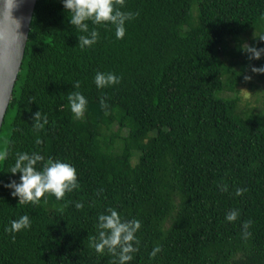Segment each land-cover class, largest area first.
I'll use <instances>...</instances> for the list:
<instances>
[{"label": "trees", "instance_id": "obj_1", "mask_svg": "<svg viewBox=\"0 0 264 264\" xmlns=\"http://www.w3.org/2000/svg\"><path fill=\"white\" fill-rule=\"evenodd\" d=\"M117 6L139 13L124 37L89 21L99 39L81 48L87 33L70 24L61 0H37L0 131L9 150L0 181L18 180L6 171L17 152L37 151V167L50 157L73 164L79 186L21 204L0 183V264H118L94 246L97 217L109 208L141 223L126 264H264V116L241 105L239 89L253 65H264L244 47H264V0ZM97 71L119 83L97 88ZM73 91L88 99L83 118L70 110ZM38 110L48 118L39 130ZM232 209L239 215L228 221ZM23 214L30 228L5 231Z\"/></svg>", "mask_w": 264, "mask_h": 264}, {"label": "clouds", "instance_id": "obj_2", "mask_svg": "<svg viewBox=\"0 0 264 264\" xmlns=\"http://www.w3.org/2000/svg\"><path fill=\"white\" fill-rule=\"evenodd\" d=\"M21 0H0V25L11 23L10 32L8 35L14 41L22 44L25 42L24 33L20 30L22 26V18L15 17L13 10L19 7ZM64 8L68 10L71 15L69 22L71 25L79 29L87 35L78 36V43L81 48L91 46L99 39V32L97 29H89V21L92 24L106 25L110 23L115 26V37L122 39L126 31V21L132 19L139 13L131 11H122L121 7L124 0H61ZM5 32H0V40L5 39ZM264 40V34L260 36ZM249 53V59H259L264 55V47L244 46ZM252 72L264 73V65L259 67L253 65ZM246 80L251 79L250 75H245ZM120 77L112 72L97 71L94 76V83L97 88H104L107 85L119 83ZM73 87L78 89L80 87L79 81L73 84ZM30 100L29 102H31ZM68 101L70 110L76 118H83L88 104L87 97L80 91H73L68 94ZM102 106L107 105L106 99H100ZM48 118L46 115L42 116L40 110L33 114L32 126L39 130L47 124ZM36 143L40 140L37 138ZM9 157V150L0 147V162H4ZM44 161V156L37 151L31 153L27 151L17 152L15 154L14 162L6 170L12 174L20 173L18 180L9 177L7 182L0 181L3 186L10 189V194L18 197V202L21 204L31 202L33 204L39 203L43 197L47 199L46 193L53 194L56 199H62L66 192H72L77 188V170L70 162L61 160L59 158L48 159L42 166L37 167L38 162ZM5 171V170H4ZM227 190V186H224ZM237 195L241 194L243 189H237ZM76 207H81L79 202ZM239 215L237 209L230 210L225 219L234 221ZM31 219L29 215H20L17 219L10 222V227L6 226L5 231L17 232L22 229L31 227ZM141 223L138 219L125 220L115 208H109L102 212L97 217L96 228L98 237L95 240V249L97 252L103 253L105 249L118 257V264H126L132 259V253L136 252L139 240L135 235L140 229ZM245 229L248 224L245 223ZM249 233L245 232V235ZM160 251L157 245L153 248L151 255L155 256Z\"/></svg>", "mask_w": 264, "mask_h": 264}, {"label": "water", "instance_id": "obj_3", "mask_svg": "<svg viewBox=\"0 0 264 264\" xmlns=\"http://www.w3.org/2000/svg\"><path fill=\"white\" fill-rule=\"evenodd\" d=\"M36 3L37 0H21L19 7L13 10L15 17L22 18L20 30L25 36V42L22 44L12 40L8 35L10 22L0 25V32L6 34V38L0 40V131L22 66Z\"/></svg>", "mask_w": 264, "mask_h": 264}, {"label": "rangeland", "instance_id": "obj_4", "mask_svg": "<svg viewBox=\"0 0 264 264\" xmlns=\"http://www.w3.org/2000/svg\"><path fill=\"white\" fill-rule=\"evenodd\" d=\"M246 45H249V42ZM246 75H250L251 79H245L239 86L242 97L241 105L244 108L255 107V111L264 116V80H261L258 73L252 72V70L248 71ZM224 95H234V93L225 91Z\"/></svg>", "mask_w": 264, "mask_h": 264}]
</instances>
